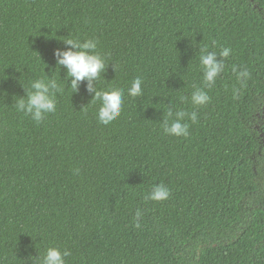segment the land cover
<instances>
[{
  "label": "trees",
  "instance_id": "trees-1",
  "mask_svg": "<svg viewBox=\"0 0 264 264\" xmlns=\"http://www.w3.org/2000/svg\"><path fill=\"white\" fill-rule=\"evenodd\" d=\"M69 35L108 58L97 89L125 92L111 125L56 69ZM224 47L190 135H165L169 107L194 110L180 97L201 82L199 49ZM233 65L250 72L238 100ZM44 70L66 91L36 124L13 97ZM159 184L169 199L146 200ZM48 247L67 264H264V0H0V264Z\"/></svg>",
  "mask_w": 264,
  "mask_h": 264
},
{
  "label": "clouds",
  "instance_id": "clouds-1",
  "mask_svg": "<svg viewBox=\"0 0 264 264\" xmlns=\"http://www.w3.org/2000/svg\"><path fill=\"white\" fill-rule=\"evenodd\" d=\"M65 49H57L54 53L57 68L66 71L65 81L73 94L79 93L81 85L86 82V89L92 99L89 104H99L97 112L98 123L104 126L111 125L121 115L124 103V90L112 88L111 90L101 91L97 89L96 82L101 74L106 72L107 57L98 51L99 41L95 38H89L81 41L78 38H72L70 35L62 39ZM231 48H221L219 53L209 51L207 48H200L199 69L202 73L199 85H193L190 97H180L181 102L189 100L192 108L191 112L183 109L174 110L169 107L167 116L163 118L161 127L163 133L167 136L177 138H187L190 135L189 123H195L198 118L196 110L207 106L211 97L209 90L215 87L218 79L224 73L226 68L225 61L230 57ZM114 66V65H113ZM115 69V66H114ZM232 73L235 76L236 85H233L232 99L238 100L242 95L250 72L247 69H238L232 66ZM25 90L23 97L14 96V106L18 113L29 116L36 124H40L46 118L57 110V95L63 96L66 88L54 76L49 77L45 72L40 78L30 80L25 86L20 83ZM143 80L136 77L127 88V95L132 98L143 95ZM87 107V106H86ZM84 107V108H86ZM78 174V169L75 170ZM170 191L164 184L152 187L151 191L145 197L146 200L154 202H163L169 199ZM142 211L137 209L134 221L135 226H141ZM71 253L68 250L61 251L56 247H48L43 254L29 257L32 264H67L66 257Z\"/></svg>",
  "mask_w": 264,
  "mask_h": 264
}]
</instances>
